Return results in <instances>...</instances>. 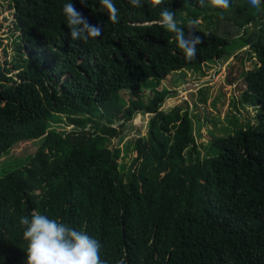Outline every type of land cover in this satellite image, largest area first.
<instances>
[{
    "label": "trees",
    "instance_id": "16d2710c",
    "mask_svg": "<svg viewBox=\"0 0 264 264\" xmlns=\"http://www.w3.org/2000/svg\"><path fill=\"white\" fill-rule=\"evenodd\" d=\"M65 2L0 0V14L12 16L0 51L13 54L0 60V158L38 145L0 169V264H26L19 219L33 210L99 240L107 264H264V28L249 34L254 22L264 26V0L259 9L230 0L227 10L207 0H114L115 24L99 0H71L103 27L87 42L71 39ZM163 7L185 22L227 16L236 37L196 30L202 43L188 62L158 23ZM246 47L257 62L241 97L257 106V123L214 137L203 158L189 104L160 110L173 91L158 88ZM138 114L150 115L148 132L125 148L136 153L127 170L112 141Z\"/></svg>",
    "mask_w": 264,
    "mask_h": 264
},
{
    "label": "rangeland",
    "instance_id": "374dc122",
    "mask_svg": "<svg viewBox=\"0 0 264 264\" xmlns=\"http://www.w3.org/2000/svg\"><path fill=\"white\" fill-rule=\"evenodd\" d=\"M10 13L11 11L6 8L0 14V38H4L5 44L10 43L9 38L11 37L9 26L12 16ZM189 19L196 21V30L228 38L231 44L236 37L238 26L233 24L232 19L227 16L222 18L212 16L209 19V16L200 15ZM250 28L249 34L253 28L260 30L264 26L254 22ZM10 49L8 56L4 50L0 51V60L3 64L13 57ZM256 62L254 53L246 47L234 51L230 57L219 62H207L202 66L197 65L184 71L173 72L162 80L161 87L158 89L164 87L173 93L164 101L160 110L168 111L186 102L189 104L203 158L207 157L209 152L214 153L211 143L214 137L233 135L257 123V106L243 104L241 97L247 87L244 72L252 70ZM15 73L16 71L13 72ZM149 119V114H138L131 123L125 126L123 139L117 138L112 141V148L118 146L123 150V158L119 162L126 164L127 170L136 157V153L133 151L127 153L125 148L130 142L147 134ZM37 149V143L20 144L9 156L0 158V169L5 164L25 159L34 154Z\"/></svg>",
    "mask_w": 264,
    "mask_h": 264
},
{
    "label": "clouds",
    "instance_id": "9594fccd",
    "mask_svg": "<svg viewBox=\"0 0 264 264\" xmlns=\"http://www.w3.org/2000/svg\"><path fill=\"white\" fill-rule=\"evenodd\" d=\"M86 6V0H79ZM144 0H130L133 7L143 6ZM206 0H199L203 5ZM212 6L227 10L230 0H207ZM104 12L112 23L119 22V9L114 0H99ZM154 6L164 3V0H153ZM252 7L259 9L262 0H249ZM62 12L66 19L73 41L87 42L90 38H98L102 35V25H92L87 18L76 9L71 0H66L62 6ZM159 25L172 34V40L182 50L186 61L196 59L197 46L202 43L201 37L194 35L196 21L188 19L178 21L176 13L167 7H163L159 13ZM184 26L181 27L180 25ZM187 28V33L184 29ZM23 227V238L26 244V264H107L100 255L102 244L99 240L87 234L86 231L76 230L59 219L49 218L39 211L33 210L30 215H23L19 219Z\"/></svg>",
    "mask_w": 264,
    "mask_h": 264
}]
</instances>
